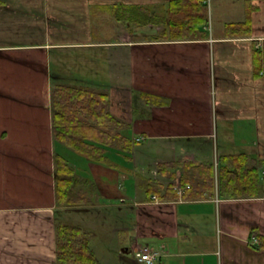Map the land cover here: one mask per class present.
<instances>
[{
    "label": "crops",
    "instance_id": "crops-1",
    "mask_svg": "<svg viewBox=\"0 0 264 264\" xmlns=\"http://www.w3.org/2000/svg\"><path fill=\"white\" fill-rule=\"evenodd\" d=\"M170 1L0 0V264H57L58 212L70 210L56 203L54 157L68 153L53 136L60 85L106 93L117 134L145 143L108 148L110 164L76 163L100 199L143 206L142 224L122 209L128 219L112 226L118 264H142L134 250L144 246L160 264H264V164L242 189L218 175L223 154L264 161V77L252 68L264 0H253L245 37L224 26L246 18V0L232 1L240 16L220 34L179 37L162 11ZM143 13L154 21L138 24ZM180 178L195 185L181 199Z\"/></svg>",
    "mask_w": 264,
    "mask_h": 264
},
{
    "label": "trees",
    "instance_id": "trees-1",
    "mask_svg": "<svg viewBox=\"0 0 264 264\" xmlns=\"http://www.w3.org/2000/svg\"><path fill=\"white\" fill-rule=\"evenodd\" d=\"M253 0H246V18L240 22L226 23L224 31L234 37L251 34L250 13L257 7ZM168 8V30L173 36H188L193 32H205L207 17L205 4L200 0H171ZM142 18V19H141ZM138 24L154 21L150 13L142 14ZM253 77H264V42L252 50ZM51 93L52 127L54 141L58 147L70 148L87 158L91 163L110 164L106 150L124 143L130 148L138 141L131 137H121L117 128L121 125L108 109V97L104 92L87 87L55 86ZM119 142V143H118ZM122 145V144H121ZM64 151L59 148L54 157L56 198L58 205L73 207L89 201L84 185L92 189L91 178H82L76 163L69 162ZM263 160L249 157L247 153L223 154L218 157L220 183L235 184L244 188L257 182L259 168ZM74 165V166H73ZM82 179H81V178ZM181 183L185 179L180 178ZM226 181V182H225ZM83 184V186H79ZM194 183H192L193 187ZM195 186V185H194ZM83 199V200H82ZM91 232L78 224L65 220L56 221V261L57 264H97L94 250L89 244ZM263 240V237H260ZM261 247H264L262 241ZM259 248V247H256Z\"/></svg>",
    "mask_w": 264,
    "mask_h": 264
},
{
    "label": "rangeland",
    "instance_id": "rangeland-1",
    "mask_svg": "<svg viewBox=\"0 0 264 264\" xmlns=\"http://www.w3.org/2000/svg\"><path fill=\"white\" fill-rule=\"evenodd\" d=\"M233 0H209L205 4V14H206V19H207V24L204 27L207 32H213L216 35L220 34L223 31L222 25L226 21L233 20L240 16V8L236 3L232 2ZM168 8L165 7L162 11L163 12H168ZM169 28V26H168ZM149 142L150 140H146ZM122 144V143H121ZM135 146L132 148L136 149L137 147L138 150L143 148L145 143H135ZM123 146V145H122ZM67 149V155H65L70 164L72 161L75 163L81 162V161H88L87 158L83 155H80L77 152H74L70 148ZM220 152V151H218ZM148 151L146 152V154ZM152 155L154 154L153 152H150ZM150 153H148L150 155ZM73 163V162H72ZM87 163V162H84ZM74 166V165H73ZM146 167V168H145ZM141 168L147 169L143 174L144 178L147 179L148 177H152V174L150 173V168L151 166H145ZM80 172V171H79ZM80 174H83L80 172ZM123 177V176H122ZM81 178V177H80ZM82 179V178H81ZM125 182V177L121 178V184H124ZM144 184V181H141ZM80 187L83 186V184L79 185ZM122 186V185H121ZM120 186V187H121ZM84 189L87 191V195L83 194V199L85 197L88 199L89 203L88 204H83L80 203V205H74L73 207L69 206L70 210L67 211H60L58 212V216L61 218H64L66 222L69 224H78L82 227H85L88 230H91L92 235L90 238V246L95 252L96 256V262L97 264H118V261L116 260V256L118 255L117 249H118V244L116 246V242L113 240V230L112 226L116 225V222L118 219L125 221L128 219V215H133L136 214L137 216L134 218V222L137 218V223L142 224L143 220H141V216L139 215L140 209L143 206L138 205L135 200L128 199L127 201H118L114 199H100L101 196L100 194L97 195L95 194V188L92 186V189L87 187L86 185L83 186ZM124 188V185H123ZM123 191V189H122ZM82 199V200H83ZM83 206V208H79ZM78 207V208H74ZM129 210L127 216H121L120 211L121 210ZM115 230V229H114ZM249 246L252 247H259L260 244L255 245L253 243H249ZM121 250V249H120ZM119 250V251H120ZM250 251L254 252L253 250L249 249ZM120 254L127 255L129 258H133V255H128L125 252L120 251Z\"/></svg>",
    "mask_w": 264,
    "mask_h": 264
},
{
    "label": "built area",
    "instance_id": "built-area-1",
    "mask_svg": "<svg viewBox=\"0 0 264 264\" xmlns=\"http://www.w3.org/2000/svg\"><path fill=\"white\" fill-rule=\"evenodd\" d=\"M200 1L207 3L209 0H200ZM141 138H138V139H141ZM190 188H191V186L188 183L187 184H182V183L180 184L179 180H175L172 182V189L177 194L179 199H181L184 196L185 191L189 190ZM151 198L155 202L159 201L157 195L156 196L152 195ZM250 242L255 244V245L259 244L258 238L254 235H252V237L250 238ZM134 251H135L134 252L135 258L138 262H140L142 264H160V255L161 254L158 250H154V249H151L147 246H144V247L138 248Z\"/></svg>",
    "mask_w": 264,
    "mask_h": 264
}]
</instances>
